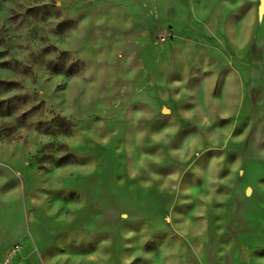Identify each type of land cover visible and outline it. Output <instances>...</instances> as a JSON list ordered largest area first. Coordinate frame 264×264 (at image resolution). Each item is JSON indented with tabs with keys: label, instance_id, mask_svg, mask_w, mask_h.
<instances>
[{
	"label": "rangeland",
	"instance_id": "1",
	"mask_svg": "<svg viewBox=\"0 0 264 264\" xmlns=\"http://www.w3.org/2000/svg\"><path fill=\"white\" fill-rule=\"evenodd\" d=\"M0 264H264V0H0Z\"/></svg>",
	"mask_w": 264,
	"mask_h": 264
}]
</instances>
